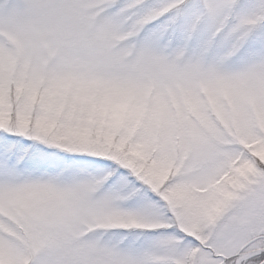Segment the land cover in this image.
I'll return each mask as SVG.
<instances>
[{
	"label": "rangeland",
	"instance_id": "obj_1",
	"mask_svg": "<svg viewBox=\"0 0 264 264\" xmlns=\"http://www.w3.org/2000/svg\"><path fill=\"white\" fill-rule=\"evenodd\" d=\"M264 0H0V264H264Z\"/></svg>",
	"mask_w": 264,
	"mask_h": 264
},
{
	"label": "trees",
	"instance_id": "obj_2",
	"mask_svg": "<svg viewBox=\"0 0 264 264\" xmlns=\"http://www.w3.org/2000/svg\"><path fill=\"white\" fill-rule=\"evenodd\" d=\"M264 258V256L263 257H258V258H255L254 260H256L257 262L256 263H258V261H261L262 259Z\"/></svg>",
	"mask_w": 264,
	"mask_h": 264
},
{
	"label": "flooded vegetation",
	"instance_id": "obj_3",
	"mask_svg": "<svg viewBox=\"0 0 264 264\" xmlns=\"http://www.w3.org/2000/svg\"><path fill=\"white\" fill-rule=\"evenodd\" d=\"M264 256V252L263 253H261V254H259V257L261 258V257H263ZM261 261H263L264 262V258L261 260Z\"/></svg>",
	"mask_w": 264,
	"mask_h": 264
}]
</instances>
